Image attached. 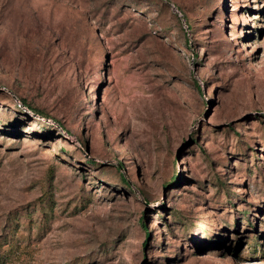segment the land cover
I'll return each mask as SVG.
<instances>
[{"label": "rangeland", "instance_id": "obj_1", "mask_svg": "<svg viewBox=\"0 0 264 264\" xmlns=\"http://www.w3.org/2000/svg\"><path fill=\"white\" fill-rule=\"evenodd\" d=\"M0 256L264 264V0H0Z\"/></svg>", "mask_w": 264, "mask_h": 264}, {"label": "trees", "instance_id": "obj_2", "mask_svg": "<svg viewBox=\"0 0 264 264\" xmlns=\"http://www.w3.org/2000/svg\"><path fill=\"white\" fill-rule=\"evenodd\" d=\"M123 178V177H122ZM123 180H125L124 178H123ZM126 181V180H125ZM176 180H175V178H173L172 179V183H174ZM2 262H4V259H2V257L0 256V264H2Z\"/></svg>", "mask_w": 264, "mask_h": 264}]
</instances>
